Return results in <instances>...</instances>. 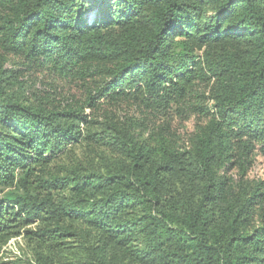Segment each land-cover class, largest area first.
<instances>
[{
    "label": "trees",
    "instance_id": "trees-1",
    "mask_svg": "<svg viewBox=\"0 0 264 264\" xmlns=\"http://www.w3.org/2000/svg\"><path fill=\"white\" fill-rule=\"evenodd\" d=\"M258 148L264 0H0V264H264Z\"/></svg>",
    "mask_w": 264,
    "mask_h": 264
},
{
    "label": "rangeland",
    "instance_id": "rangeland-1",
    "mask_svg": "<svg viewBox=\"0 0 264 264\" xmlns=\"http://www.w3.org/2000/svg\"><path fill=\"white\" fill-rule=\"evenodd\" d=\"M27 82L28 85L31 87L34 86L35 89L49 91V93L55 96L57 101L64 104L73 99H79L82 96V89L79 86L75 85L69 79L61 78L48 70H30L27 73ZM105 110L114 113L115 116L122 120H125V118L141 120L142 118L140 109L133 102H124L117 106H105ZM147 118L149 119L147 122L150 128L156 127L159 129L162 127L165 130L168 129L170 135H174L173 138L176 141L184 144L187 143L188 136L194 131L197 122V116L192 115L185 118L175 113H172L168 119H164L156 114H150ZM166 121L170 122L169 126L166 125ZM253 159V165L248 172L249 177L264 179V154L259 148L254 152ZM22 246V240L12 239L7 245L6 253L9 255L21 253L23 250Z\"/></svg>",
    "mask_w": 264,
    "mask_h": 264
}]
</instances>
